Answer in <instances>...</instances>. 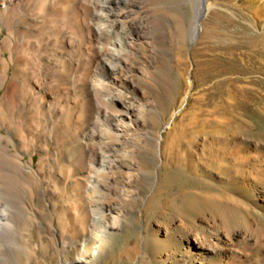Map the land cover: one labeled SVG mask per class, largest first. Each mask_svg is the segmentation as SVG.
I'll use <instances>...</instances> for the list:
<instances>
[{"label": "bare ground", "instance_id": "obj_1", "mask_svg": "<svg viewBox=\"0 0 264 264\" xmlns=\"http://www.w3.org/2000/svg\"><path fill=\"white\" fill-rule=\"evenodd\" d=\"M172 2L0 0V264L31 259L26 213L29 199L43 198L83 235L53 229L64 235L63 252L80 247L59 264H100L108 239L136 210L148 142L160 148L162 168L182 164L180 150L163 149L165 137L153 131L171 82L160 63L168 25L156 17ZM249 7L259 19L264 0ZM44 9L68 10L70 20H48ZM213 160L234 191L197 193L205 209L180 216L175 247L169 228H151L158 264H264V142Z\"/></svg>", "mask_w": 264, "mask_h": 264}, {"label": "rangeland", "instance_id": "obj_2", "mask_svg": "<svg viewBox=\"0 0 264 264\" xmlns=\"http://www.w3.org/2000/svg\"><path fill=\"white\" fill-rule=\"evenodd\" d=\"M172 1L171 10L161 9L156 17L166 19L168 25L160 63L168 64L171 82L168 77L166 99L157 105L153 131L165 137L163 149L180 150L183 162L177 165L171 161L162 168L160 148L148 142L143 166L149 175L136 199V210L108 239L100 264H158L156 257L162 248L152 229L159 223L169 228L177 235L170 239L176 246L182 231L177 222L180 216L194 217L205 209L197 193L226 195L234 191L225 184L230 174L217 170L214 154L226 150L230 155L239 145L247 149L255 140L264 142V9L257 19L249 0H204L200 33L193 41L200 0ZM44 12L48 20L71 17L68 10ZM228 162L225 159L224 163ZM193 199L196 202L192 204ZM26 214L29 243L25 250L31 257L27 264L76 259L80 247L70 246L63 252L64 235L53 230L58 227L83 239L67 224L62 209H55L45 198L29 199ZM173 218L177 220L170 228ZM90 231L87 229V234ZM161 241L169 244L167 239Z\"/></svg>", "mask_w": 264, "mask_h": 264}]
</instances>
